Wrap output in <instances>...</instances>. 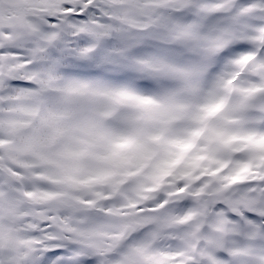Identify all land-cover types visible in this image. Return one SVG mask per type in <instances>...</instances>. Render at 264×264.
<instances>
[{
    "label": "snow or ice",
    "instance_id": "snow-or-ice-1",
    "mask_svg": "<svg viewBox=\"0 0 264 264\" xmlns=\"http://www.w3.org/2000/svg\"><path fill=\"white\" fill-rule=\"evenodd\" d=\"M0 264H264V0H0Z\"/></svg>",
    "mask_w": 264,
    "mask_h": 264
}]
</instances>
